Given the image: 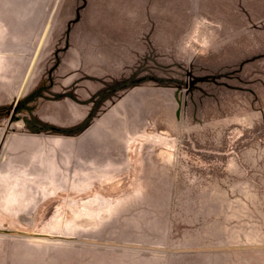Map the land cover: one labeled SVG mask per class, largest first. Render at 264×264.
Wrapping results in <instances>:
<instances>
[{"label": "rangeland", "instance_id": "obj_1", "mask_svg": "<svg viewBox=\"0 0 264 264\" xmlns=\"http://www.w3.org/2000/svg\"><path fill=\"white\" fill-rule=\"evenodd\" d=\"M0 264H264V0H0Z\"/></svg>", "mask_w": 264, "mask_h": 264}]
</instances>
